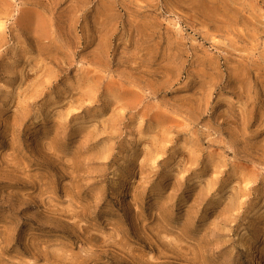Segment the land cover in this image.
<instances>
[{"label":"rangeland","instance_id":"obj_1","mask_svg":"<svg viewBox=\"0 0 264 264\" xmlns=\"http://www.w3.org/2000/svg\"><path fill=\"white\" fill-rule=\"evenodd\" d=\"M0 264H264V0H0Z\"/></svg>","mask_w":264,"mask_h":264}]
</instances>
